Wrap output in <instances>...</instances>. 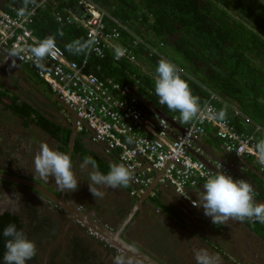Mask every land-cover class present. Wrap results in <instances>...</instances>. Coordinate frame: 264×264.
<instances>
[{
    "label": "crops",
    "instance_id": "0c3cea01",
    "mask_svg": "<svg viewBox=\"0 0 264 264\" xmlns=\"http://www.w3.org/2000/svg\"><path fill=\"white\" fill-rule=\"evenodd\" d=\"M15 61L19 65L15 66ZM0 74L7 76L11 85L18 87L21 92V88L26 90L25 87L32 86L31 90L35 91L37 106L44 111L29 112L27 116L24 113L10 112L8 109V112H0V138L4 135L2 144H5L6 133L7 135L11 132L14 134L20 124H24L25 126L21 125L22 129L28 133L25 139L24 136H18L17 140L22 138L24 145L31 146V150L39 148L41 142H45L50 148L68 154L72 160V171L78 187L74 192L67 191L63 197L64 191L62 193L59 191L53 177L49 176L47 180H44L38 176L34 163H30V157L22 163L23 159L28 156L26 154L17 155L23 147L22 139L18 146L12 143L9 147V151L12 152L6 155L5 161H8L6 165L11 168L10 174H18L14 177L2 173L0 177L7 179L4 181L6 184L19 188L21 180L32 183L36 186L32 192H35L39 198L44 197L40 194L44 191L61 201L68 210L74 206L71 201L76 200L81 208L83 206L87 210V213L81 215L87 217H90L88 213L95 210L103 228L109 229L110 234L113 235V240L108 241L109 246L132 245L141 252L147 253L156 264H196L194 257L196 250H206L213 258L214 264H264V223L247 219L244 221L230 219L227 224L215 225L211 218L204 214L202 207L191 204V199L199 203L198 196L203 190L205 180L199 179L195 185L187 186V196H183L176 192L170 184L160 182L157 179L160 171L153 168L151 172H145L146 174L151 173L152 179L143 192L138 194L130 192L131 188L135 187L132 180L127 187L111 188L106 185H94L103 193L102 198L97 200L88 187V184L92 183L89 178V174L93 171L92 166L84 165L83 162L86 157H90L96 161L98 170L107 174L111 164H120L117 149L107 150L103 142L92 138L88 129L78 130L74 125L75 112L64 108L62 102L57 100L56 94L45 82H42L31 66L18 60L10 48L1 46ZM53 104L58 107L54 109ZM228 107L219 105L220 116L230 119L232 125L238 130L244 133L250 132L252 130L250 123H242L239 119L233 122L232 111ZM49 109L52 111H48ZM189 123H183L180 117L177 122L171 120L168 136L173 137L177 132L180 133ZM61 137L63 138L62 145L59 140ZM263 137L264 132H259L256 134V141L259 142ZM190 152L194 157L202 159L211 173L222 171L234 180L243 179L249 182L254 189L255 203H264V174L262 173L264 171L260 170L253 158L240 156L227 150L215 125L207 124L204 132L194 138ZM145 165L147 162L143 159L142 166ZM0 171L6 173L8 168L0 169ZM24 176L26 179H21ZM1 192L2 188H0ZM60 193L66 202L61 197H57ZM51 209L48 207L47 213L54 220ZM43 213L46 212L43 210ZM55 222L62 229L68 227L66 238L79 239L82 237L83 243L88 246H86L87 249L94 247V254L99 255L101 264H114L113 257L118 254L125 257V264L130 257L134 259L129 249L106 248L99 239L97 244H92L87 230L83 227L81 230L78 228L81 223H78V218L75 223L67 225V216L62 214L60 218H55ZM68 241L62 239L65 246ZM104 241L106 243L105 239ZM65 249H68L67 252L71 250L69 247Z\"/></svg>",
    "mask_w": 264,
    "mask_h": 264
},
{
    "label": "trees",
    "instance_id": "16d2710c",
    "mask_svg": "<svg viewBox=\"0 0 264 264\" xmlns=\"http://www.w3.org/2000/svg\"><path fill=\"white\" fill-rule=\"evenodd\" d=\"M95 1L129 28L132 26L137 33L151 39L152 45L173 60L182 69L179 70L181 78L198 97V103L210 97L209 90L215 91L238 112L264 127L262 0ZM31 5H36L31 26L38 41L51 36L69 59L79 62L85 59V70L100 77L111 76L121 85L130 86L136 96L134 104L142 112L151 114L158 109L170 116L178 113L160 104L155 94L154 73L162 58L133 44L127 29L118 26L122 35L118 40L141 56L147 68L126 57L115 58L113 50L107 46H103L102 54L91 50L86 28L65 18L78 9L77 0H0V7L6 10H26ZM4 88L0 90V103L9 111L26 116L29 112H44L7 86ZM238 118H232L233 122ZM22 219L20 214L0 208V264H4L8 239L3 231L14 224L25 233L27 220ZM78 228L81 230L82 226Z\"/></svg>",
    "mask_w": 264,
    "mask_h": 264
},
{
    "label": "built area",
    "instance_id": "2783aa9c",
    "mask_svg": "<svg viewBox=\"0 0 264 264\" xmlns=\"http://www.w3.org/2000/svg\"><path fill=\"white\" fill-rule=\"evenodd\" d=\"M77 5L85 8L87 16L70 14L65 18L77 20L86 28L91 50L102 54L103 46H111L115 58L126 57L147 68L146 62L127 45H112V38L122 37L120 26L129 31L133 44L143 43L150 52L162 56L151 42L135 35L95 0H77ZM35 10L36 5L26 10L0 7V46L13 49L20 60L35 67L37 74L52 91L75 112L74 125L78 130L88 129L92 138L103 142L107 150L117 149L120 163L132 172L131 180L135 187L131 188V193L138 194L145 190L152 179V174L145 172H151L153 168L160 171L157 176L160 182L170 184L184 196L187 195L188 185L196 184L200 177L206 178L210 170L202 159L190 153L189 148L207 123L216 126L227 150L258 158L253 134L239 132L227 118L220 117L211 99L201 103L196 117L172 137L168 136L170 118L142 112L134 104L135 95L131 93L130 86L121 85L111 76L100 77L85 70V59L80 62L69 59L58 43L55 42L50 53L37 63L31 54V48L39 42L31 27ZM57 18L61 16L57 15ZM211 98L219 96L211 92ZM173 118L175 116L171 120ZM257 128L261 129V126ZM143 159L147 162L145 166H142ZM260 167L264 170V165L260 164Z\"/></svg>",
    "mask_w": 264,
    "mask_h": 264
},
{
    "label": "clouds",
    "instance_id": "9594fccd",
    "mask_svg": "<svg viewBox=\"0 0 264 264\" xmlns=\"http://www.w3.org/2000/svg\"><path fill=\"white\" fill-rule=\"evenodd\" d=\"M77 8L79 9V11L77 9L75 11H72L70 14H76L80 17L87 16V13L85 12L84 7H79L77 5ZM104 9L109 14H111L107 8H104ZM70 21H77V20H70ZM139 36L146 42H150L151 40V39L144 37L141 34H139ZM130 37L131 35L129 34L128 38L130 39ZM137 45H141L146 49L143 43H138ZM54 46H55L54 38L51 36L46 37L43 40L39 41L35 46L31 48V54L33 55V57H35V60L38 63L41 60H43V58L46 55L50 53V51L54 48ZM6 48H9V47H6ZM11 50L14 52L16 58L20 60L17 57L15 51L13 49ZM160 53L162 54V56L160 55L159 56L162 59L158 60L157 66L155 69L156 73H154L155 94L159 98L160 104L166 105L169 110L178 111V113H175L174 115H171V116L167 115L166 113L163 114L160 112H156V114L164 115L167 118H170V121H171V118L175 116V118H173L172 120L174 122H177L178 117H180V120L183 123L191 122L196 117L198 112L200 111L199 105L201 103H198V97H195L192 94V91L189 88V85L187 84V82L181 78V74L179 70H182V69L179 68L178 65L173 60H171L169 57L165 56L162 52ZM164 57L172 61V63L166 60ZM20 61L26 64H30L27 61H23V60H20ZM148 72H150V68ZM36 75L43 82H45L37 74V72H36ZM131 92H132V89H131ZM211 92L216 93L215 91L209 90L210 97L208 99H211L213 103L216 105L219 116H220L219 105L225 104L226 106H229L228 107L229 109H231L232 111L231 114L233 115L232 118H235V116L237 117L244 116L245 123H250L252 125L251 127L252 130L248 133L253 134L254 140L257 143L256 144V154L258 158L254 157V155L252 154H237V153L236 154L240 156H249L250 158H253V160L258 163L260 170H263L261 169L260 164L264 165V139L260 140L259 142L256 141V134H259V132H262V131L264 132V127L261 124L255 122L253 119L244 115L243 113L238 112L237 109H234L232 107L233 106L232 104L227 102L217 93L216 94L219 96V98H211ZM208 99H205L203 102H205ZM228 120L230 124L232 125L231 120L230 119ZM207 124L205 125V127L207 126ZM258 125L261 126V129L257 128ZM205 127H204V130H205ZM235 129L238 130L237 128ZM238 131L242 132L240 130ZM189 151H190V148H189ZM33 163H34L35 171L41 179L47 180V178L51 176L55 179V182L61 191L74 192L77 190L78 182L72 171L73 164H72L71 157L68 154L54 150L50 148L47 143L41 142L39 146V151L34 156ZM83 163L84 165L90 164L92 166L93 171L89 174V178L92 183L88 184V187H89L90 193L97 200L102 198L103 193L100 192L96 187H94V185H106L111 188H116L119 186L127 187L130 180L132 179V172L130 168L127 167L123 163L111 164L110 170L108 171L107 174L101 173L98 170L96 161L90 157H86ZM219 168H220V165H219ZM262 173L264 174V172ZM199 179L205 180L203 183V188H202L203 190L198 196L199 203L197 204L195 200H194L195 202L192 203L193 199H191L190 202L191 204H194V206L202 207L204 214L211 218L213 224L224 225V224H227V221H229L230 219L238 220V221H244L245 219H247L249 221L254 220L259 223H264V203H260V204L255 203L254 189L249 182L243 179L234 180L231 176L225 175L222 171L210 173L207 175L206 178L200 177L198 178V180ZM186 192H187V187H186ZM95 225L97 229L87 224L86 230L88 233H92L97 237H101L102 239L99 238V240L102 241V244L106 248L107 247L110 249L114 248L116 250L118 249L123 250L125 248L127 249V247L123 245L122 247L118 245L115 247L109 246L108 241L113 240V238L107 236L105 232L109 234L111 233L110 230L104 229L103 226H99L97 224ZM3 235L4 237L8 238L5 241L6 250L3 255L4 264H26L27 261L31 260L36 255L35 242L28 239L26 234L22 230H17L14 224H9L8 226H6L3 231ZM104 239L106 240L107 244L105 243ZM129 246H132V245H129ZM144 254L148 256L147 253H144ZM194 257L196 260V264H214L213 258L209 256L206 250H196L194 252ZM130 259L136 260V261L133 262ZM130 259L127 261V264H131V262L132 264H148L146 262H143L136 256H134V259H132L131 257ZM113 260H114V264H125V257L122 255L118 254L114 256Z\"/></svg>",
    "mask_w": 264,
    "mask_h": 264
},
{
    "label": "flooded vegetation",
    "instance_id": "af4514ba",
    "mask_svg": "<svg viewBox=\"0 0 264 264\" xmlns=\"http://www.w3.org/2000/svg\"><path fill=\"white\" fill-rule=\"evenodd\" d=\"M19 65L17 61H15V66ZM31 66L36 73L35 67L31 64H28ZM18 68V67H16ZM0 74V90L5 89L4 85L10 88V90L16 94L19 97H22L26 101H29L30 103L37 106V98L34 97L35 91L30 87H25L26 90H23L21 88L22 92L18 90V87H14L11 85L10 80L8 79L7 76H2ZM26 78V75H24ZM28 81V80H27ZM24 86V85H23ZM29 90V91H28ZM54 109H56L58 106L56 104H53ZM1 109H6V107L0 103V112H8V110H1ZM52 111V109H49L48 111ZM11 112V111H10ZM24 121V119H23ZM22 121V123H23ZM24 124H20L16 132L13 134L12 132L7 135L5 134V144H2L4 135L0 138V169L3 170L4 168H8V171L3 172L0 171L6 175L10 174V169L6 163L8 161H5L6 155H9L12 151H9L10 145L15 143V146H18L20 139L17 140V137H23L24 139L26 137V133H28L26 130L22 129V126ZM25 126V125H24ZM23 142V139H22ZM39 151V148L31 150V146L28 147L27 144L24 145L23 142V147L20 149V152L17 154L18 156L22 154H26V158H24L22 163L28 160L30 157L31 162L33 163L34 156L35 154ZM10 176H18V174H10ZM21 177V176H20ZM21 179H26L24 176ZM54 179V178H53ZM9 180V179H8ZM55 180V179H54ZM4 181H7V179H2L0 177V188H2V192L0 193V208L1 210H10L12 212L18 213L22 216V220L26 221L28 228L26 227L25 233L28 237V239L32 240L36 244V250L39 251V253H36V256L27 261L26 264H39L41 260V256L43 255V262L42 264H59L60 263V258L64 257L66 253L68 255H71L73 257L78 258V260H75L76 264H100V261L98 259V254H94V247H90L89 249L86 248V244L83 243V239L79 238L77 239L76 237H70L66 238V235L68 232V227H62L60 228V225H58L55 222V218H60L62 214H65L67 216V225L71 223L76 222L75 218V213L71 212L70 210L66 209L65 205H62V202L59 201L56 198L51 197L48 193L46 192H40L43 198H39L35 192H32L33 189L36 187L34 184L29 183L27 181L21 180V183H19L21 186L14 187V186H9L6 184ZM11 181V179L9 180ZM13 182V181H12ZM61 191V190H59ZM63 191H61L62 193ZM61 193L57 195V197H61L64 202H66L65 194L67 191L63 192V197L61 196ZM57 194V193H56ZM10 196V197H9ZM75 197V196H74ZM50 202V203H49ZM100 202V201H99ZM71 204L74 205L72 206L73 209L76 211H79L80 214L82 213H87L86 209L80 205H78L76 200L71 201ZM101 204V202H100ZM48 207H51L52 213L54 214V220H52V217L47 213ZM71 208V209H72ZM97 208V207H96ZM72 209V210H73ZM46 212L45 214L43 213ZM90 217H92V220L94 221L95 224L99 226H103L100 221H98L99 217L94 210L93 212L88 213ZM88 217V218H90ZM78 223L86 229L87 224L80 221L78 219ZM98 221V222H97ZM77 224V223H76ZM83 224V225H82ZM66 226V225H65ZM79 231V230H78ZM87 232V231H86ZM81 233V232H80ZM88 233V232H87ZM90 239L92 240V244H97L98 243V237L95 236L92 233H89L88 235ZM62 239L69 240L67 243V246H65L64 242H62ZM65 246V247H63ZM71 248L69 252H67L68 249L65 248ZM88 247V246H87ZM43 248H45L44 253ZM49 259V260H48ZM46 260L47 263H46Z\"/></svg>",
    "mask_w": 264,
    "mask_h": 264
},
{
    "label": "water",
    "instance_id": "95a60500",
    "mask_svg": "<svg viewBox=\"0 0 264 264\" xmlns=\"http://www.w3.org/2000/svg\"><path fill=\"white\" fill-rule=\"evenodd\" d=\"M84 9V8H83ZM57 96V100H59L60 102H62V104L64 105V107H66L67 109H69L71 112H73V110L69 107V105L59 96V95H56ZM156 112H161V111H159L158 109H156ZM4 174V173H3ZM2 174V172H0V175H3ZM6 175V174H5ZM40 190H42V188H39ZM43 191V190H42ZM73 209V208H72ZM71 208H70V211L71 212H73V213H75V217L76 218H78L79 220H82L84 223H86V224H88L89 226H91V227H93V228H95V229H97L96 228V225H95V223H94V221H92V219H90V218H88L87 216H84V215H81L80 213H79V211H76V210H72ZM105 234L107 235V236H109V237H111L112 238V234H107L106 232H105ZM125 247H127V249H129V251L131 252V254L133 255V256H136V257H138L140 260H142L143 262H146V263H148V264H156V262H154V261H152V259L149 257V256H147V255H145L143 252H141V251H138V250H136V248H134V247H132V246H129V245H127V246H125Z\"/></svg>",
    "mask_w": 264,
    "mask_h": 264
},
{
    "label": "rangeland",
    "instance_id": "374dc122",
    "mask_svg": "<svg viewBox=\"0 0 264 264\" xmlns=\"http://www.w3.org/2000/svg\"><path fill=\"white\" fill-rule=\"evenodd\" d=\"M262 1L264 2V0H262ZM129 29H130L135 35H139V34L136 32V29L133 28L132 26H131V28H129ZM111 42H112V45H113V44L118 45V44L120 43V41H119L118 39H114V38H112ZM110 47H111V46H110ZM111 48H112V47H111ZM63 111H64V110H63ZM64 112H65V111H64ZM238 119L241 120L242 123H245V117H244V116H239ZM62 139H63L62 137L59 138V140L61 141V145H62ZM262 139H264V137H263V138H260V140H262ZM43 249H44V250H43L42 253H44V251H45V248H43ZM36 253H39V251L36 250ZM97 256H98V259H99V261H100L101 258L99 257V255H97ZM76 259L78 260V258L73 257V256H69L68 253H66L64 257H61V258H60V263H59V264H76V263H75V260H76ZM43 260H44V258H43V255H42L39 264H42L41 262H43ZM48 260H49V259H48ZM48 260H46V263H47ZM100 264H101V261H100Z\"/></svg>",
    "mask_w": 264,
    "mask_h": 264
}]
</instances>
